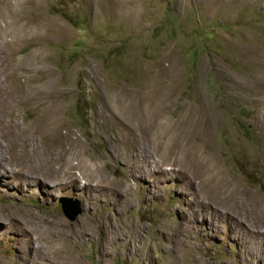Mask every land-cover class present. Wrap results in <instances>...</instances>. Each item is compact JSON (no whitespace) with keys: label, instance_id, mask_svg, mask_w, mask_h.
Wrapping results in <instances>:
<instances>
[{"label":"rangeland","instance_id":"374dc122","mask_svg":"<svg viewBox=\"0 0 264 264\" xmlns=\"http://www.w3.org/2000/svg\"><path fill=\"white\" fill-rule=\"evenodd\" d=\"M0 27L2 61L21 67L10 81L45 86L95 167L91 187L29 184L6 152L0 264H63L54 244L83 223L66 244L83 264H264V0H0ZM146 98L168 135L133 151L117 106ZM46 104L15 121L42 124Z\"/></svg>","mask_w":264,"mask_h":264},{"label":"bare ground","instance_id":"6f19581e","mask_svg":"<svg viewBox=\"0 0 264 264\" xmlns=\"http://www.w3.org/2000/svg\"><path fill=\"white\" fill-rule=\"evenodd\" d=\"M6 36L7 30H3L0 27V41ZM2 60L0 53V137H6L9 143L5 146L0 142V168L5 169V154L10 150L9 152L13 155L24 158L26 165H22L23 169L20 172L23 174L26 183L41 182L46 185L47 176L53 175L59 181H63V183L74 188L83 189L91 187V183L84 181L82 184H79V181L80 179L84 180L86 176L94 172L95 167L88 163L83 156L82 148L72 140L71 136H68L65 131L61 130L57 119L58 110H53L46 104L47 102L44 97L45 86L41 85L40 87L33 88L31 87V80L24 85L15 87L16 85L10 79L21 67L12 62ZM2 73L6 75L5 79L1 78ZM44 102L46 106L41 116L42 124L23 128L19 126L18 121H15L14 118L18 109H25L27 105ZM119 103L120 106H117V111L121 115V122L125 125L123 130L126 129L129 132L128 135L132 137L133 142L131 141L130 145L133 151L138 150L139 143L135 141L137 136H156L157 138H161L167 134L168 126L164 125L163 112L157 109L154 100L149 98L143 100L135 99L129 103L125 99H121ZM51 136H54L55 142L66 146L59 157H57L55 151L50 146H46L44 143V139ZM31 137H36L37 139L41 137V142H39L43 148L40 149L38 144H36L37 146L33 145V142H30ZM175 146H171L169 150L170 155H172ZM33 170L36 173L33 174ZM41 175L44 177L43 182L40 178ZM89 232L90 228L84 225V223L72 230L70 229V231L63 232L64 236L54 244L52 252L56 253L63 260V264H83L76 255H69L67 253L66 244L79 241L81 237L88 235ZM102 238L104 240L103 250L107 253V245L111 241V238L106 233L103 234ZM103 250L102 254L104 255Z\"/></svg>","mask_w":264,"mask_h":264},{"label":"water","instance_id":"95a60500","mask_svg":"<svg viewBox=\"0 0 264 264\" xmlns=\"http://www.w3.org/2000/svg\"><path fill=\"white\" fill-rule=\"evenodd\" d=\"M62 208H63V210H64L65 213H66V212L68 213V210H70L66 204L63 205ZM76 213H77V212H73L72 214L69 213V214H70V217L73 218V217L76 215Z\"/></svg>","mask_w":264,"mask_h":264}]
</instances>
